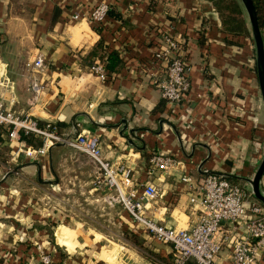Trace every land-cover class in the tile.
Here are the masks:
<instances>
[{
  "label": "crops",
  "instance_id": "obj_1",
  "mask_svg": "<svg viewBox=\"0 0 264 264\" xmlns=\"http://www.w3.org/2000/svg\"><path fill=\"white\" fill-rule=\"evenodd\" d=\"M105 2L119 17L106 13L95 29L86 17L94 0H0L2 106L32 117L40 125L55 123L64 135L72 136L80 128L95 133L102 156L129 169L131 186L141 189L150 182L157 188V195L143 211L159 223L184 227L194 218L197 205L189 196L195 193L192 182L201 178L203 170L237 183L247 201L258 202L247 178L264 152L263 105L258 101L251 60L241 57V46L234 41L237 35L222 29L213 1ZM162 31H170L182 41L188 64L189 86L177 102L162 98L153 82L162 75L165 64L152 57ZM261 35L264 46V30ZM112 49L120 63L100 79L88 66L95 59L101 61L100 53ZM37 53L45 66L33 74L44 88L32 99L22 66L23 60ZM1 145L9 155L7 164L0 161L4 167L0 176V264H39L35 242L53 253L55 264H109L112 254L99 242L103 236L99 230L83 228L77 220L73 225L63 223L67 219L55 220L52 231L41 221L32 225L31 197L16 188H12L14 194L2 187L4 180L22 168L57 192L70 189L65 180L71 184L90 181L76 172L64 177L60 167L64 159L71 164L80 162L74 152L65 151L68 145L52 144L46 154L26 157L20 148L33 145L20 137H8L7 127L0 124ZM151 154L169 156L173 163L158 169L149 160ZM91 170L95 178L86 188L87 195L94 193L99 181L94 168ZM184 175L188 181L182 180ZM258 185L264 195V170ZM63 208L70 210L67 205ZM13 212L21 217H14ZM244 217L222 223L216 263L228 260L230 243L244 232ZM136 234L145 249L133 248V264H164L175 255L168 242L155 239L142 226ZM186 264L196 263L188 260ZM254 264H264V254Z\"/></svg>",
  "mask_w": 264,
  "mask_h": 264
},
{
  "label": "built area",
  "instance_id": "obj_2",
  "mask_svg": "<svg viewBox=\"0 0 264 264\" xmlns=\"http://www.w3.org/2000/svg\"><path fill=\"white\" fill-rule=\"evenodd\" d=\"M108 9L105 0H94L86 17L92 23H101ZM74 18L77 14L72 15ZM159 48L154 50L152 57L162 59L165 64L162 75L153 79L162 98L177 102L187 91L189 79L188 64L184 58L182 41L171 34L162 31L159 35ZM44 60L40 53L23 60L27 74V89L31 98L35 99L43 90L44 84L37 80L33 73L44 68ZM89 70L100 79L106 77L102 62L93 60ZM0 124L7 127L8 137L19 138L22 134H34L41 138L37 146L25 145L20 148L26 157L46 154L54 142H62L87 155L101 170L103 182L114 189L115 199L128 214L130 221L142 226L155 239L168 242L175 255L170 262L164 264H186L193 260L196 264H218L214 256L220 249L218 233L225 221H231L245 216L244 232L236 236L230 243L229 258L224 264H254L259 255L264 254V209L257 201H247L246 193L237 183L208 170L202 171L199 180L192 182L195 193L189 196V201L195 203L194 218L184 227L169 226L157 222L153 216L145 215L143 209L149 200L157 195V188L150 182L141 189L130 185L129 169L122 163H113L105 159L100 150L98 136L85 129H77L72 136L57 132L50 121L38 124L36 119L14 113L0 102ZM150 162L158 169H167L173 160L169 156L151 154ZM182 180H189L187 175ZM247 213V214H246ZM39 264H55L53 253L36 243Z\"/></svg>",
  "mask_w": 264,
  "mask_h": 264
},
{
  "label": "rangeland",
  "instance_id": "obj_3",
  "mask_svg": "<svg viewBox=\"0 0 264 264\" xmlns=\"http://www.w3.org/2000/svg\"><path fill=\"white\" fill-rule=\"evenodd\" d=\"M231 1L232 0H224V2H222V6H224V14L228 15L232 13L230 15L235 18L236 16L243 18L245 27L243 26L242 30L233 33L231 32L229 34H231L230 36L237 35L235 37L236 40L234 41L241 46V57H243L245 61L250 58L251 71H253L255 70L254 49L247 14L241 2L239 9L240 12L238 13V11L234 10ZM250 44L251 49L249 48ZM254 84L256 85L255 89L258 101H261L262 103L257 78ZM31 135L32 134H29V137H31V143L35 146L34 143L37 142L39 138ZM6 149L5 145L0 146V161L5 164H7L5 159L9 155ZM68 149L71 153L74 152L77 155L78 161L80 162L74 161V163L71 164L68 159H64V162L60 165L62 172L65 175L64 177L67 178L66 176L68 174L76 172L77 176L84 179L90 178V181H86L85 183L79 181L78 183L75 182L74 184H71V180H65V184H67L70 189L66 192H57L56 189L51 190L48 183L41 180H35L33 176L34 172L22 168L19 170L20 172H18V174L4 180L6 185H2L3 189L10 188L9 192L16 194L15 191L12 190V188H16L20 191V194H28V196L31 197V201L29 202L32 203L33 206L31 217H34L32 225L35 221H41V224L46 226L48 231H52L55 220L63 222V219H67V223L65 221L63 223L68 225H73L75 223L73 220H77L82 223L83 228H86L87 226L94 227L103 234L99 242L105 247L104 249L106 253L112 254V259L107 260L109 264H114V262L118 261L133 264L131 258V253L134 252L133 248L140 251L145 249L142 245V238L136 234L137 229L140 227H136L135 224L130 221L126 211L122 208L121 204L116 201L113 187L103 183L101 170L95 166L85 153L79 150L76 151L77 149L74 150L75 148L70 146L65 147V151H68ZM92 168H94V174L97 175L99 181L94 193L87 195L88 192L86 191V188L87 186L92 185L91 179L95 178L92 176ZM89 171L90 174L87 176ZM3 172L4 167L0 165V176ZM46 191H48L47 198L44 196ZM14 194H12V196H14ZM41 195L43 196L42 198ZM45 199H47V201ZM43 201L47 202L48 205L46 206ZM258 202L260 203V201ZM63 205L70 206V210H64ZM260 205L263 207L261 203ZM21 207H19V209ZM53 207H57L59 210L55 211ZM46 208L48 210H46ZM13 209L15 208L13 207ZM12 215L14 217H21L19 212H13ZM39 223L37 225H39ZM31 231H33V229H31ZM29 235L30 238H35L33 233H29ZM32 242H34V239ZM36 243L37 242H35L34 245H36ZM92 252L93 255L96 254L95 251Z\"/></svg>",
  "mask_w": 264,
  "mask_h": 264
},
{
  "label": "trees",
  "instance_id": "obj_4",
  "mask_svg": "<svg viewBox=\"0 0 264 264\" xmlns=\"http://www.w3.org/2000/svg\"><path fill=\"white\" fill-rule=\"evenodd\" d=\"M216 9H217V13L219 15V19H220V23L223 27V30L225 32L228 33H233V32H237L239 30H242L244 25V20L243 18L240 17H233L232 13L226 15L223 12L224 6H222V2H224V0H212ZM232 5L235 11H238V13L240 12V0H232ZM253 7H254V11H255V15H256V22L257 25L260 29V31L264 30V0H251ZM107 14L119 17V13L114 11L112 9L111 6L108 5V9H107ZM100 23H92L91 25L95 28L98 29L97 25H99ZM96 50V47L93 48V52ZM101 62H102V66L103 69L105 71L106 74H108L109 72H111L112 70L115 69V65L120 63V59L118 57V54L115 50H109L106 54H99L98 55ZM52 126H55L56 128V124L55 123H51ZM42 125V124H41ZM57 130V128H56ZM58 132V131H57ZM60 133V132H59ZM20 138H22L23 140H25V142L31 143V137H29V134H22L20 133ZM41 142V139H38L37 142L34 143V145H39ZM32 144V143H31ZM33 145V144H32Z\"/></svg>",
  "mask_w": 264,
  "mask_h": 264
},
{
  "label": "water",
  "instance_id": "obj_5",
  "mask_svg": "<svg viewBox=\"0 0 264 264\" xmlns=\"http://www.w3.org/2000/svg\"><path fill=\"white\" fill-rule=\"evenodd\" d=\"M247 14L249 26H250V34L253 42L254 49V62H255V72L256 78L258 81V88L260 92V97L262 100V104L264 106V46L263 39L261 35V31L256 22V15L254 11L253 4L251 0H240ZM62 142H55L52 144H61ZM51 144V145H52ZM264 170V152L262 157L257 164L252 176L247 178L250 186L251 193L253 196L260 201V203L264 207V195L261 193L258 185L259 177Z\"/></svg>",
  "mask_w": 264,
  "mask_h": 264
},
{
  "label": "bare ground",
  "instance_id": "obj_6",
  "mask_svg": "<svg viewBox=\"0 0 264 264\" xmlns=\"http://www.w3.org/2000/svg\"><path fill=\"white\" fill-rule=\"evenodd\" d=\"M113 199V198H112Z\"/></svg>",
  "mask_w": 264,
  "mask_h": 264
}]
</instances>
